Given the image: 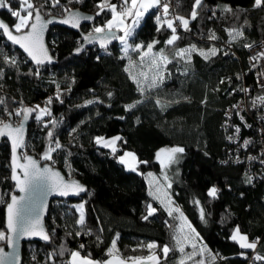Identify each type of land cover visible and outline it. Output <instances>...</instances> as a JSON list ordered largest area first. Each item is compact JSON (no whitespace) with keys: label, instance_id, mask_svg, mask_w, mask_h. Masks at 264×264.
I'll return each instance as SVG.
<instances>
[{"label":"trees","instance_id":"1","mask_svg":"<svg viewBox=\"0 0 264 264\" xmlns=\"http://www.w3.org/2000/svg\"><path fill=\"white\" fill-rule=\"evenodd\" d=\"M34 2L39 5L44 0ZM97 2L83 0V3H73L71 7L94 14ZM113 2L118 3V0ZM11 3L13 8L19 7L16 0H11ZM61 4H66V0H61ZM171 4L176 14L187 17L192 0H180L179 3L171 0ZM205 5L200 16L190 23V31L178 29L181 39L173 46L164 43L171 35L170 30L163 28L157 31V10H150L144 16L130 43L147 45L158 40L160 43L154 50L158 52L163 48L172 63L165 69L164 83L157 89L147 91L143 97L125 71L128 59H121L123 53L119 41L107 48L110 55L97 46L75 55L73 51L80 46L81 34L59 25L53 26L48 32L47 44L57 64L40 66L41 74L36 77L27 73L37 66L20 50L9 45L0 33V53L16 57L18 64V67H10L0 60V67L4 68L0 96L4 97L9 111L20 107L21 100L24 106H43L47 98L56 92L53 81L60 85L63 103L54 100L51 111L52 118L59 122L53 130L54 134L64 148L53 153L52 165L69 177H77L91 193L76 199H54L51 202L45 221L49 233L55 229V235L51 242H23L21 264H65L69 253L56 257L54 262L46 260L48 253L54 248L58 249L60 244L69 250H80L82 256L90 253L94 260H105L108 258L107 249L117 234V248L125 258L150 255L149 249L140 246L150 242L173 247L172 236L179 221L169 217L158 201L149 196L146 179L147 174L152 172L162 179L156 153L172 146H181L185 152L179 164L166 170L172 180V188L168 191L199 232L203 243L213 254H219L214 264H264L249 262L241 252L249 257L252 250L241 249L230 239L232 230L239 225L241 233L247 234L249 241L260 238L254 254L264 255V172L258 173L257 167L249 168L246 160L234 162V157L228 156V150L235 148V145L227 141L223 129L226 107L241 97V92H232V89H237L244 80H254L252 72L248 70L247 51L243 45L264 39V7H253L254 0H205ZM224 5L240 11L235 15L223 13L220 9ZM50 7V4L46 5L45 12ZM210 9L216 10V16L211 19ZM0 14L8 24L15 23V18L6 9ZM50 15L61 16L60 8H53ZM110 18V13H105L93 23L102 24ZM93 23L83 25L81 30L88 32ZM233 28L242 30L244 36L229 43L227 30ZM211 33H215L218 39L209 40ZM193 44L204 50L215 46L221 52L208 60L198 53L192 54L190 62L173 59L176 49ZM225 52L229 54L224 55ZM233 54L236 56L233 57ZM237 75L241 79H237ZM229 77L230 83L227 80ZM222 79L224 83H220ZM108 92L113 95L109 97ZM253 92L264 94V89ZM97 98L101 102L85 103ZM157 98L179 103L161 108L155 103ZM136 100H143V103L132 111H125L124 106ZM3 107L0 105V118L7 120ZM19 120L20 117H12V121L18 123ZM48 130L43 122L30 117L28 136L21 152L39 158L48 145ZM252 132L256 133L249 130L244 134L250 135ZM117 135L122 136L126 143L118 142L119 150L115 155L110 149L94 142L96 136L111 138ZM256 142L254 145L258 146ZM129 150L135 152L139 160L148 163L140 164L135 172L126 169L125 165L119 163L118 157ZM248 150L256 151V147L250 145ZM9 155V141L3 140L0 145V194L14 191ZM66 160L71 164V174ZM245 174L254 178L251 184L246 182ZM213 186L218 189L216 198L208 196V190ZM8 199L5 195V203H0V230H5L4 208ZM195 199L205 209L206 223L200 219L199 207L193 203ZM84 201L87 228L92 230V235L76 237L75 232L80 227L75 223L78 213L74 206ZM149 203L158 211L144 220L142 217L147 215ZM101 228L103 231H100ZM68 232L73 235L68 236ZM4 243L0 242V246ZM80 244L85 245L84 249H79ZM155 251L157 255H162L159 248ZM192 251L190 246H186L185 252ZM181 255L178 251L170 252L167 260L161 259V264H178ZM199 259L208 261V254L197 255L187 264H195Z\"/></svg>","mask_w":264,"mask_h":264},{"label":"snow or ice","instance_id":"2","mask_svg":"<svg viewBox=\"0 0 264 264\" xmlns=\"http://www.w3.org/2000/svg\"><path fill=\"white\" fill-rule=\"evenodd\" d=\"M19 7L13 8L11 0H0V9H6L10 15L15 18V23L9 25L3 20H0V33H2L7 40L15 45H19L20 48L27 53L31 61L37 66L35 70L29 69L27 75H34L39 77L41 74L40 66L46 63L52 62V56L50 55V50L45 43V31L48 25L53 23L54 20H58L59 23L69 25L72 28L80 29L82 23L94 22L97 17L102 14L110 13L111 18L105 20L102 24L93 23L90 30L82 34V43L78 42V46L74 52L76 54L81 53L85 50V45L99 44L101 49L105 50L106 54L107 47L112 41H119L122 45L121 59H128V67L125 71L128 73L129 78L136 84L137 91L143 97L147 91L159 88L165 81V69L172 60H169L168 56L165 54L163 48L158 52H154L155 46L160 43L158 40H154L152 43L144 45L143 43H129L131 39H134V33L144 16L150 12V10H158L159 15L155 16L157 22V31H161L163 28H167L171 31L170 37L164 42L166 46H173L175 42L181 37L178 35V29L183 31H190V23L195 21L201 14V11L206 7L205 0H192L191 10L187 17L183 15H178L175 13L174 9H171V0H120L117 4L113 0H98L96 3V12L94 14L82 13L79 9L72 8L73 3H83V0H66V4L62 5L61 0H44L43 4L37 5L34 0H16ZM180 0H176L179 3ZM51 5L50 8L45 12L46 5ZM253 7L260 8L264 7V0H254ZM53 8H60L61 16L53 17L52 19H47L46 15L51 14ZM223 13L236 14L239 9L234 10L229 5H224L220 9ZM211 16L209 19L216 16V10L210 9ZM247 23V22H245ZM228 34L230 37L229 43L236 42L244 36V32L240 29H228ZM209 40H217L218 37L215 33H211L208 37ZM243 47L248 49H253L254 44H244ZM262 50L255 52L250 55L249 59L253 61L252 68H256V62L264 60V45L260 46ZM137 52L139 55V66L140 71L138 73H133L131 69L137 67L135 61L129 56V51ZM221 49L213 46L207 50L199 49L196 45H190L187 48H178L175 50L173 59H183L186 62H190L193 53H198L205 60L210 59L218 55ZM224 55L229 53L225 52ZM99 59V57H97ZM0 60L3 64L10 67H18L17 59L13 56H8L0 53ZM146 69V70H145ZM149 72L152 75H149ZM186 74V73H185ZM4 77V68L0 67V80ZM241 79L239 75L236 77ZM228 82H231V77L227 78ZM222 79L220 83H224ZM56 85V92L53 96H49L45 101L44 105L41 106L37 104L35 106H24L21 100L20 107L8 110L4 97L0 96V105L3 107L4 114L7 115L8 119L4 120L0 118V137H7L11 142V179L14 181L15 190L21 193L17 195L15 191L9 193L0 194V203H5L4 197L7 195L9 197L6 202V230H0V242H5L8 247L15 249L18 241L23 237H39L45 242H51L54 235L55 229L51 230V234L46 229L43 217L47 213L48 209V197L51 195H58L61 197L68 196H79L81 193H91L88 189L82 185L79 181L74 179L66 180L65 177L60 173V171L54 169L52 164L53 153L64 148L60 143L59 138L55 136L54 129L59 123L54 118H52L51 105L53 101H59L63 103L61 99L63 92L58 83L53 81ZM74 83V81H72ZM257 83L264 89V71L258 74ZM2 87V85H0ZM71 90L70 87L68 89ZM241 91L244 93H250L249 88H233L232 92ZM231 94V93H229ZM107 95L111 97L112 92H108ZM187 100V97H184ZM96 102H101L98 100L86 101V104H92ZM143 103V100H136L132 103L126 104L125 111H132L139 104ZM155 103L161 108H167L172 103H179V101H163L159 98L156 99ZM203 103V102H202ZM252 108H262L264 109V95L256 96L252 98L251 101ZM241 106L239 104L233 105L229 112H226V117L230 118L232 111H235L236 115L244 127H251L247 124L244 116L240 114ZM20 117L18 123H13L12 117ZM35 118L38 122H43L44 127L48 128L47 137L48 145L46 149L39 155V158L28 155L26 152H21L20 150L25 147V122L29 120L30 117ZM45 117L49 119L45 120ZM124 119V117H120ZM137 123L139 119L137 118ZM225 126H227V120L225 121ZM234 130L233 135L227 136L229 142H238L239 135L241 132L240 125H232ZM75 132V129H72ZM124 142L122 136H115L111 138H106L103 136L94 137V142L104 148L111 150L112 154L115 155L118 149V142ZM253 144L251 139H243L242 143H239V149H248L249 146ZM185 152V149L181 146H172L168 148H162L156 153V160L160 163L162 169V179L156 177L153 173H148L149 178V196L153 200L158 201L162 206L167 215L173 219L179 221L177 224L172 240L174 241V246L170 247L168 244L163 246L156 242H150L146 245H140L141 247H146L151 251V254L147 257H122L119 254V249L117 248V240L119 239V234L116 235L111 241V246L107 249L105 260H94L91 258L89 253L86 256L81 255L80 250H69L64 244H60L59 248H54L52 252L48 253L46 260L55 261L56 257H63L65 253H69L68 260L65 264H146V262H151V264H161V259L167 260L169 253L178 251L182 255L178 260V264H187L188 261L194 260L197 255L203 256L204 253L208 254L209 260L199 259L195 261V264H214L217 260L219 254H213L211 250L203 243L202 237H200L199 232L193 227L191 221L188 220L182 209L175 204L172 193L168 190L172 188V180L167 175V169L171 168L174 164H179L180 159ZM207 155V153H205ZM70 156L71 153L69 152ZM249 161H259L264 165V159L258 158L256 156H248ZM42 161H48L50 163L41 166ZM119 163L126 166L130 171H138L140 164H147V161H141L137 157L135 152L124 151L123 155L118 157ZM237 162L239 157H237ZM223 163H227L224 161ZM66 167L69 169V174H71V164L66 160ZM246 176V182L251 184L253 182V177ZM218 189L213 186L208 190V196L216 198ZM193 203L199 207V216L201 221H206V213L204 207L200 204L198 199L193 200ZM85 204L86 201L75 205V209L78 213V219L75 221L76 225L80 227L79 231L75 232L76 237L81 235H92V230L87 228L86 214H85ZM158 209L153 207L152 203L147 205V215L143 216L142 219L148 220L149 217L156 214ZM168 224L167 221H165ZM172 227V225H168ZM100 231H103L101 228ZM68 236H72V232L67 233ZM99 236L97 240L99 241ZM230 239L236 242L241 249L252 250L255 252L257 244L260 238L257 237L255 240L249 241V237L245 233H241L239 225H236L232 230ZM186 246H190L193 251L190 253L185 252ZM85 245L80 244L79 249H84ZM160 249L162 255L156 254V249ZM242 256L248 258L245 252H241ZM223 259V257H220ZM35 259V257H33ZM255 261L264 262V255L256 253L252 257ZM20 264V257L14 251L9 254L4 251L3 247H0V264Z\"/></svg>","mask_w":264,"mask_h":264},{"label":"built area","instance_id":"3","mask_svg":"<svg viewBox=\"0 0 264 264\" xmlns=\"http://www.w3.org/2000/svg\"><path fill=\"white\" fill-rule=\"evenodd\" d=\"M120 1H118L117 4H119ZM171 9H173V4H171ZM158 12V10H157ZM246 44H254L255 47L253 49H248L246 48L247 51V59H248V70H250L252 72V76H253V81L251 82H246L245 80L241 83L240 86L237 87V89L239 88H249L251 89L250 93H244L241 92V97L237 99L236 102H234L233 104H229L226 107V110L224 112V114L226 112H229V110L232 109L233 105H237L239 104L241 106V110H240V114L244 116L245 121L247 122V124L251 125V127H244L243 124L241 123L239 116L236 115L235 111H232L230 114V118L226 117L225 115V120L223 121V129H224V134L225 136H229V135H233V128L231 127L232 125H240L241 126V132L239 135V140L238 142H228L232 143L235 145V148H232L228 153V156H233L234 157V162H237V157H239V161H247V166L249 168L251 167H257L258 168V173H263L264 172V165H262L261 163H259V161H249L247 159L248 156H256L258 158L264 159V109L262 108H252L251 106V101L252 98L256 97V96H260V95H264V94H255L253 92V90L259 91L262 88L259 86V84L257 83L258 80V74L261 71H264V60L256 62V68H252V64L253 61H251L249 59L250 55L254 54L255 52H258L261 49V45H264V39H260V40H256L254 42H250V43H246ZM236 54H233V57H235ZM255 121H254V120ZM227 120V126H225V121ZM256 122L257 124L255 125L254 123ZM253 131L255 130L256 133H250L249 134H244V131ZM227 139V138H226ZM243 139H251L253 141V144H251L252 146L256 147V151L253 150H248V149H239V143H242ZM258 141V146L254 145L256 144ZM250 147V146H249ZM233 151V154L232 152ZM250 151V152H249ZM229 159V158H228ZM245 161V162H246ZM263 199H264V194H263ZM255 254L252 251V253L249 255L248 259L249 262L255 261L254 259H252V257H254ZM259 263H263L261 261H258Z\"/></svg>","mask_w":264,"mask_h":264},{"label":"water","instance_id":"4","mask_svg":"<svg viewBox=\"0 0 264 264\" xmlns=\"http://www.w3.org/2000/svg\"><path fill=\"white\" fill-rule=\"evenodd\" d=\"M75 9H77V8H75ZM2 10L3 9H0V13L2 12ZM82 13H87V14H93V13H88V12H85V11H83V10H81V9H79ZM53 17H60V16H54V15H48V16H46V18L47 19H52ZM0 20H3V21H5L6 23H8L2 16H1V14H0ZM93 22H85V23H82V26L83 25H91ZM10 25V24H9ZM61 26V27H63V28H66V29H70V30H72V31H74V32H78V33H80L81 34V36H82V34L83 33H85V32H83L82 30H81V28L78 30V29H75V28H72L71 26H69V25H65V24H62V23H59L58 22V20H54V22L53 23H51V24H49L48 25V28L46 29V31H45V43L47 44V39H48V32H49V30H50V28L51 27H53V26ZM81 26V27H82ZM1 35H3L2 33H1ZM5 37V36H4ZM5 40L7 41V43L9 44V45H11V46H13L14 48L16 47L18 50H20L21 52H22V54L25 56V57H27L28 58V60L34 65V66H36L32 61H31V59H30V57H28V55H27V53L26 52H24V50L22 49V48H20V46L19 45H15V44H13V43H11L9 40H7V38L5 37ZM83 41H81V43H82ZM116 43V41H112L109 45H108V47L107 48H109V47H111V46H114V44ZM47 46H48V48H49V50H50V55L52 56V62L51 63H46L45 65H42V66H49V65H54V64H57V59L55 58V56L52 54V52H51V48H50V46H49V44H47ZM92 46H97L100 50H103V49H101L100 48V46H99V44H91V45H85V50L87 49V48H90V47H92ZM75 50V49H74ZM84 50V51H85ZM83 52V51H82ZM73 54H75V55H80L81 53H79V54H76L74 51H73ZM21 119V118H20ZM30 119V118H29ZM28 127H29V120L28 121H26L25 122V133H24V139L26 140V138H27V136H28ZM3 140H7V141H9V145H10V159H9V167H10V169H11V142H10V140L7 138V137H0V145H1V143H2V141ZM21 151V150H20ZM28 155H31V156H34V157H36L35 155H33V154H28ZM37 158V157H36ZM48 162H44V161H42L41 162V166H43L44 164H47ZM52 167H54V169H56V170H58V171H60V173L65 177V179L66 180H68V179H74V180H77V181H79L82 185H84L77 177H69V176H67L65 173H63L62 172V170L61 169H59L58 167H56L55 165H52ZM11 171H10V178H11ZM12 180V179H11ZM12 183H13V185H14V181H12ZM85 186V185H84ZM86 188H87V186H85ZM13 189H14V191L16 192V194L17 195H21V193H19L18 191H16L15 190V186L13 187ZM85 193H81L79 196H82V195H84ZM78 196H68V197H61V196H58V195H51V196H49L48 197V209H47V213L45 214V216L43 217V221H44V224H45V227H46V229H47V226H46V221H45V218H46V216H47V214H48V212H49V206H50V204H51V202L52 201H54V199H65V198H69V199H76ZM4 211H5V218H4V222H5V230H6V206H5V208H4ZM34 241H38V242H40V243H45V241L44 240H42L41 238H39V237H23V238H21L19 241H18V244H17V246H16V248L15 249H13V248H10V247H8L7 246V244L6 243H4L3 245H1L0 247H3L4 248V251L6 252V253H9V254H11V253H13L14 251L19 255V257H20V264L22 263V248H23V242H34ZM6 264H7V262H6Z\"/></svg>","mask_w":264,"mask_h":264},{"label":"rangeland","instance_id":"5","mask_svg":"<svg viewBox=\"0 0 264 264\" xmlns=\"http://www.w3.org/2000/svg\"><path fill=\"white\" fill-rule=\"evenodd\" d=\"M118 1H120V0H118ZM158 13V15L160 14V12L158 11L157 12ZM143 19V18H142ZM142 21V20H141ZM129 43H130V41H129ZM154 52H157V51H155L154 50ZM129 53H130V57H131V59L133 60V61H135L136 62V64H137V67L136 68H134V69H131V71H133V73L135 74V73H138L139 71H140V66H139V55H138V53L137 52H132L131 50L129 51ZM128 64H129V62H127ZM128 67V66H127ZM146 70V69H145ZM149 75L151 76L152 75V73L151 72H149ZM41 105V104H40ZM13 123H17V122H15V121H13ZM130 151V150H129ZM133 152V151H132ZM120 155H123V153H121V154H119V156ZM125 168H126V166H125ZM127 169V168H126ZM153 173V172H152ZM154 174V173H153ZM156 177H158L156 174H154ZM146 179H147V183H148V185H149V178H148V176H146ZM161 183H163V180L161 179ZM159 203V202H158ZM145 257H147V256H145ZM146 264H151V262H146Z\"/></svg>","mask_w":264,"mask_h":264}]
</instances>
